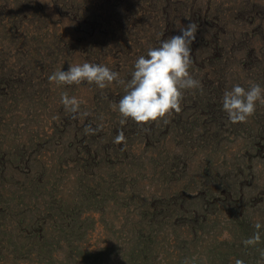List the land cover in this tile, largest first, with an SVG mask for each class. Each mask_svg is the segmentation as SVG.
<instances>
[{
  "label": "rangeland",
  "instance_id": "obj_1",
  "mask_svg": "<svg viewBox=\"0 0 264 264\" xmlns=\"http://www.w3.org/2000/svg\"><path fill=\"white\" fill-rule=\"evenodd\" d=\"M191 22L202 89L164 120L121 125L115 82L49 81L85 62L129 80ZM249 82L264 0H0V264H264V105L236 124L222 107Z\"/></svg>",
  "mask_w": 264,
  "mask_h": 264
},
{
  "label": "clouds",
  "instance_id": "obj_2",
  "mask_svg": "<svg viewBox=\"0 0 264 264\" xmlns=\"http://www.w3.org/2000/svg\"><path fill=\"white\" fill-rule=\"evenodd\" d=\"M198 28L199 25L194 22L186 27L180 25V35L163 39L159 47L149 48L147 57L142 55L136 60L129 80L121 79L118 72L106 65L85 62L71 65L67 71H55L49 76V81L57 85H79L87 81L99 89H105L115 82L125 92L118 104L111 105L119 112L121 125L129 119L141 126L164 120L182 111L185 90L202 89L201 82L190 72L193 65L191 45L196 39ZM61 103L66 111L80 113L82 101L75 96L64 92L61 94ZM257 103L264 105V87L255 82H249L247 89L238 84L233 85L230 91L224 92L222 98L223 110L233 124L246 122L254 115ZM81 115L86 116L88 113ZM85 131L94 134L90 127ZM114 142H125L123 131L118 133ZM255 227L260 229L261 225L257 223ZM259 241L260 233L257 231L244 243L254 245ZM236 264H243V261L237 260Z\"/></svg>",
  "mask_w": 264,
  "mask_h": 264
}]
</instances>
